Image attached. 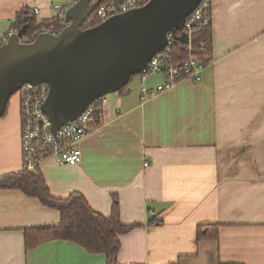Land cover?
<instances>
[{
  "label": "crops",
  "instance_id": "obj_1",
  "mask_svg": "<svg viewBox=\"0 0 264 264\" xmlns=\"http://www.w3.org/2000/svg\"><path fill=\"white\" fill-rule=\"evenodd\" d=\"M67 2L0 0V38L19 11L50 20ZM210 7L212 55L200 82L156 92L160 75L132 79L103 98L80 164L38 167L54 198L79 193L106 218L117 201L132 226L119 236L118 264H264V0ZM17 107L0 119V177L22 170ZM59 225L58 211L0 189V264H106L68 240L25 249V230Z\"/></svg>",
  "mask_w": 264,
  "mask_h": 264
},
{
  "label": "water",
  "instance_id": "obj_2",
  "mask_svg": "<svg viewBox=\"0 0 264 264\" xmlns=\"http://www.w3.org/2000/svg\"><path fill=\"white\" fill-rule=\"evenodd\" d=\"M202 0H151L82 30L96 4L79 0L67 10L68 26L58 35L39 34L21 44L11 36L0 47V119L12 96L25 84H47L42 111L55 132L78 118L94 101L122 90L151 58L176 36Z\"/></svg>",
  "mask_w": 264,
  "mask_h": 264
},
{
  "label": "built area",
  "instance_id": "obj_3",
  "mask_svg": "<svg viewBox=\"0 0 264 264\" xmlns=\"http://www.w3.org/2000/svg\"><path fill=\"white\" fill-rule=\"evenodd\" d=\"M78 1L68 0L66 5L57 6L56 18L58 22L51 25L49 29L38 31L32 38L35 39L41 33L60 34L68 26L64 19L67 10ZM150 1L91 0L92 4H96V8L91 15L94 14L96 20L102 23L113 16L143 7ZM210 1L202 0L194 12L185 20L181 33L186 37L187 44H184V50L188 53H191L192 35L211 24ZM37 13L38 10L34 9L33 14L37 15ZM18 33V30L11 29L4 37L0 38V47L6 44L11 36H17ZM32 38L20 37L18 42L21 44L31 43L34 41L31 40ZM176 42L178 41L169 34L167 47L156 53L146 68L138 75L142 82L148 76L160 75L162 83L156 87V92L169 90L182 81L200 82L201 73L208 63L201 62L193 57H189L181 66L170 63L168 60L170 57L169 49ZM48 92L49 87L47 84H25L15 94L19 100L22 169L27 171H33L47 159L68 166L80 164L82 158L80 143L96 127V123L101 120L104 97L91 103L78 118L64 124L54 132L49 118L42 111ZM148 94H150V91L143 89V97ZM143 166L146 167L147 163H144Z\"/></svg>",
  "mask_w": 264,
  "mask_h": 264
},
{
  "label": "trees",
  "instance_id": "obj_4",
  "mask_svg": "<svg viewBox=\"0 0 264 264\" xmlns=\"http://www.w3.org/2000/svg\"><path fill=\"white\" fill-rule=\"evenodd\" d=\"M57 22L56 17L50 20L38 21L32 15H29L28 11L22 10L17 13L11 29H16L19 33L25 29L21 37L32 38L38 31L49 29L51 25ZM99 24L100 22L96 20L93 14L81 29L86 30ZM182 35L181 32L177 33L178 37ZM31 40L33 41L34 38ZM184 44H187V42L181 43L178 41L171 45L168 59L170 63L181 66L189 57L196 58L204 63L209 62L212 55L211 24L192 35L191 53L184 50ZM133 77L130 78L129 82ZM126 86L119 92L123 91ZM5 116L4 113L2 118ZM0 189H17L26 196L39 200L44 207L54 209L60 214V225L57 227L35 228L24 231L26 250L49 240L62 239L78 244L88 253L103 254L106 264H118L119 236L130 231L132 226H125L120 222L118 204L115 199L111 214L106 218L94 212L79 193H72L66 199L54 198L39 173V168L33 171L22 169L17 173L1 176ZM204 235H202V230H198V239L206 237Z\"/></svg>",
  "mask_w": 264,
  "mask_h": 264
},
{
  "label": "rangeland",
  "instance_id": "obj_5",
  "mask_svg": "<svg viewBox=\"0 0 264 264\" xmlns=\"http://www.w3.org/2000/svg\"><path fill=\"white\" fill-rule=\"evenodd\" d=\"M139 76H134L132 79L137 80ZM17 98L15 95L12 96L8 102L7 108H6V112L5 115L10 114V112L13 110H17L18 111V107H17Z\"/></svg>",
  "mask_w": 264,
  "mask_h": 264
}]
</instances>
